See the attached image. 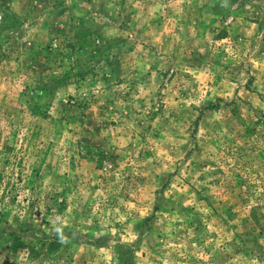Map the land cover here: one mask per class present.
Returning a JSON list of instances; mask_svg holds the SVG:
<instances>
[{"label":"rangeland","instance_id":"rangeland-1","mask_svg":"<svg viewBox=\"0 0 264 264\" xmlns=\"http://www.w3.org/2000/svg\"><path fill=\"white\" fill-rule=\"evenodd\" d=\"M0 179V264H264V0H0Z\"/></svg>","mask_w":264,"mask_h":264},{"label":"trees","instance_id":"trees-1","mask_svg":"<svg viewBox=\"0 0 264 264\" xmlns=\"http://www.w3.org/2000/svg\"><path fill=\"white\" fill-rule=\"evenodd\" d=\"M1 182V179H0ZM59 241L51 238L50 240L43 241L39 247L34 244L21 240L17 236H13L8 244V250L10 252L25 251L27 256L31 259H36L42 254L57 250Z\"/></svg>","mask_w":264,"mask_h":264}]
</instances>
